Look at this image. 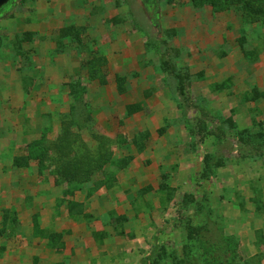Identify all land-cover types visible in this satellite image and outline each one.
Wrapping results in <instances>:
<instances>
[{"label": "rangeland", "instance_id": "1", "mask_svg": "<svg viewBox=\"0 0 264 264\" xmlns=\"http://www.w3.org/2000/svg\"><path fill=\"white\" fill-rule=\"evenodd\" d=\"M237 5L0 11V264H264V18Z\"/></svg>", "mask_w": 264, "mask_h": 264}, {"label": "trees", "instance_id": "2", "mask_svg": "<svg viewBox=\"0 0 264 264\" xmlns=\"http://www.w3.org/2000/svg\"><path fill=\"white\" fill-rule=\"evenodd\" d=\"M144 2L147 5H149L150 7H154L157 4V0H144ZM196 2H198V4H203L204 2H210L214 6L215 10H226L231 6V4H234V5L242 4L244 7L243 10L245 12V16L247 18L251 19V21H260L261 19L264 18V0H196ZM4 8L1 9L0 11L4 10ZM69 138H72L71 134H70ZM66 144L67 145L71 144V141L68 140V142H66ZM46 150L42 149V151H41V154H43V157L47 154ZM85 154H87V155L83 154L85 157L82 155L83 157H81V159H80V164H82V165L88 164V166L86 167V171L84 173L85 175L83 176V179L77 180L75 178V175H68L67 174L66 176H68V179H70V181H73V182L75 181V183H76L78 181H86V180L91 179L92 176L98 171V164H99L100 160L103 158H104V160H107V157H106L107 153H105V157H104L103 151H100L97 154H93V153H90L88 150V153H85ZM88 155H90V156H88ZM68 161L72 163L69 166V168H70L69 170L74 169L77 162H78L77 160H73L72 158H69ZM78 173H79V171H76V174H78ZM64 179H65V177H64Z\"/></svg>", "mask_w": 264, "mask_h": 264}, {"label": "water", "instance_id": "3", "mask_svg": "<svg viewBox=\"0 0 264 264\" xmlns=\"http://www.w3.org/2000/svg\"><path fill=\"white\" fill-rule=\"evenodd\" d=\"M13 0H0V10L9 5Z\"/></svg>", "mask_w": 264, "mask_h": 264}, {"label": "crops", "instance_id": "4", "mask_svg": "<svg viewBox=\"0 0 264 264\" xmlns=\"http://www.w3.org/2000/svg\"><path fill=\"white\" fill-rule=\"evenodd\" d=\"M1 264H4V261Z\"/></svg>", "mask_w": 264, "mask_h": 264}]
</instances>
